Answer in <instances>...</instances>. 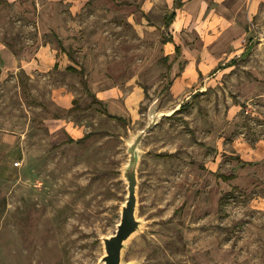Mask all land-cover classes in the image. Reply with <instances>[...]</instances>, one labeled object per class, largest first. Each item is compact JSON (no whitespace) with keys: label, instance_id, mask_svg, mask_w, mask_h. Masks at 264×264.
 Returning <instances> with one entry per match:
<instances>
[{"label":"rangeland","instance_id":"rangeland-1","mask_svg":"<svg viewBox=\"0 0 264 264\" xmlns=\"http://www.w3.org/2000/svg\"><path fill=\"white\" fill-rule=\"evenodd\" d=\"M7 2L0 264H101L127 194V141L183 104L141 141L143 226L124 262L264 264V156L246 167L231 159L234 146L246 159L264 146V0H208L200 25L195 14L181 33L180 56H166L172 0ZM184 57L205 74L174 88Z\"/></svg>","mask_w":264,"mask_h":264},{"label":"water","instance_id":"water-1","mask_svg":"<svg viewBox=\"0 0 264 264\" xmlns=\"http://www.w3.org/2000/svg\"><path fill=\"white\" fill-rule=\"evenodd\" d=\"M184 105V104H183ZM183 105H178L170 113H158L146 126L145 130L139 132L133 139L127 141V153L129 155L128 164L122 169L123 179L126 182V197L120 206V219L116 225L115 234L110 237L102 238L104 255L101 264H132L124 262V251L127 244L134 235L141 232L143 223L138 218V199H137V168L139 164L141 149L140 144L145 133L155 125L162 116H169L181 110Z\"/></svg>","mask_w":264,"mask_h":264},{"label":"crops","instance_id":"crops-1","mask_svg":"<svg viewBox=\"0 0 264 264\" xmlns=\"http://www.w3.org/2000/svg\"><path fill=\"white\" fill-rule=\"evenodd\" d=\"M209 2H208V0H184V4H183L182 8H180L181 13H177L179 11V9L178 10L176 9V18L168 28L169 34H170L169 38L171 39V41H168L166 43V49L168 50V53H166V56H171L173 54V52L176 54V56H180V54L183 53V45L179 41V39L182 38L181 33L191 23L194 22L193 19L195 18V14L198 15V20H199L198 25H200V22L202 21V14L204 16L205 11L208 8L207 6H208ZM203 4H205V5H203ZM200 12H202V13L200 14ZM118 28H120V27H118ZM176 47L179 48V52L176 51ZM3 50H4L3 47H0V54ZM54 52H55L54 58H56V59L52 62V66L55 67L57 65V67L60 68V64L58 63L59 62L58 60H59V57H61V56H59L57 58L58 49H55ZM9 57H10V55H9ZM184 60H186V64H185V67L183 68V70L181 72H178V73L174 72V75L176 76L174 88L179 87V89H183L186 86H190L195 81L198 80V78L200 77L201 74H203V75L205 74L203 71H201L202 69H199V70L197 69L198 65L195 62H192V59H190L188 57H184ZM28 65H31V63H28ZM52 66L49 69H51ZM69 66H70L69 64L65 65L63 67V70L67 69ZM73 68H75V67H73ZM75 69H77V68H75ZM79 71H81V70H79ZM97 98L99 99V97H97ZM99 100L101 101V99H99ZM233 148L235 150V153H233V154L231 153V154L234 156L240 157L241 160H243L245 162L255 163V162L261 160V159H259V157H256L257 154L261 155L262 157L264 156V146H262V149L260 148L261 150L250 147L249 149L251 151V154L249 156H251V155L255 156V157L250 158V159L244 158L242 151L240 149H238L236 146H234ZM246 151H249V150H246ZM247 155L248 154H246V156Z\"/></svg>","mask_w":264,"mask_h":264},{"label":"trees","instance_id":"trees-1","mask_svg":"<svg viewBox=\"0 0 264 264\" xmlns=\"http://www.w3.org/2000/svg\"><path fill=\"white\" fill-rule=\"evenodd\" d=\"M173 3H174L175 9H180V8H182V6L184 4V0H173ZM8 4L9 3L7 2V0H0V7L2 5L8 6ZM175 18H176V11H173L170 15L165 16L164 17V20H163V23H164L165 28L168 29L169 26L171 25V23L175 20ZM3 43L10 50H13V45L11 43L4 42V41H3ZM176 51L179 52V48L178 47H176ZM67 70H71V71H74V72H78L77 69H75L73 67H68ZM93 103L102 104V101H100L96 96H94L93 97ZM188 107H189L188 105H183L181 107V110L184 111ZM105 113L108 114L107 111ZM114 118L119 119V120H123L122 118H119V117H114ZM89 137H90L89 134L88 135H85L83 138L79 139L77 142H83L84 140L88 139ZM70 141L73 142V139H70ZM231 159L234 160V161H236L239 165H241V167L253 166L255 164V163L245 162V161L241 160V158L238 157V156H234ZM216 176H217V178L221 179L224 182H228V181L234 180L236 178V175L234 173H232V174H217ZM233 194H234L233 192L224 194L221 197V199H220V205H223V203L226 202L229 197L233 196Z\"/></svg>","mask_w":264,"mask_h":264}]
</instances>
